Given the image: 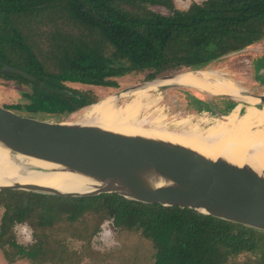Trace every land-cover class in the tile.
Masks as SVG:
<instances>
[{
    "label": "trees",
    "instance_id": "1",
    "mask_svg": "<svg viewBox=\"0 0 264 264\" xmlns=\"http://www.w3.org/2000/svg\"><path fill=\"white\" fill-rule=\"evenodd\" d=\"M263 38L264 0H201L184 9L174 0H0V61L35 78L1 73L0 85L22 87L14 107L67 116L99 101L102 92L119 91L124 79L137 83L200 70ZM184 88L173 90L193 114H214L217 98L226 110L235 103ZM0 208V237L11 234L13 242L12 221L21 223L34 208L40 225L77 220L91 209L150 240L152 264H224L241 252L261 255L264 264V232L189 208L116 194L64 197L22 190H0Z\"/></svg>",
    "mask_w": 264,
    "mask_h": 264
},
{
    "label": "water",
    "instance_id": "2",
    "mask_svg": "<svg viewBox=\"0 0 264 264\" xmlns=\"http://www.w3.org/2000/svg\"><path fill=\"white\" fill-rule=\"evenodd\" d=\"M84 11L99 18L86 7ZM199 71L164 75L127 85L119 91L128 94L137 89L177 85L172 82L176 77ZM1 73L17 74L28 81H35L30 74L2 61ZM207 81L214 84L212 79ZM239 89L245 97L210 94L235 103L264 105V94ZM59 93L66 94L63 90ZM219 116L222 117L221 114ZM98 120L94 116L86 118L83 113L49 116L24 107L0 104L1 149L52 165L58 171L76 175L87 184L85 189L67 191L10 182L0 184V190L64 197L116 194L147 204L193 209L264 232V167L258 168L247 161L238 164L222 155H206L187 145L159 137L104 127ZM129 121L145 130L165 128L170 131L148 119L136 117L129 118Z\"/></svg>",
    "mask_w": 264,
    "mask_h": 264
},
{
    "label": "rangeland",
    "instance_id": "3",
    "mask_svg": "<svg viewBox=\"0 0 264 264\" xmlns=\"http://www.w3.org/2000/svg\"><path fill=\"white\" fill-rule=\"evenodd\" d=\"M196 1L201 0H174V5L184 9L191 2ZM154 9L163 13L168 12V9L163 7ZM201 70L208 72L210 79L229 80L236 86L239 84L249 87L250 93L259 94L255 90H264V38L240 52L212 61ZM135 80L134 78L124 79L122 86L135 84ZM1 81L3 80L0 79ZM164 86L145 90L141 98L145 105L141 107L136 117H145L155 124L164 125L163 127L170 131H187L194 127L204 130L216 122L221 124L227 121L216 114H193L184 110L173 89L185 86ZM189 88L194 89L188 86L184 89ZM21 89L22 87L12 83L6 86L0 85V104L13 106L12 104L21 102L19 94ZM107 96V94L104 96L102 92L101 99ZM134 97V94L121 96L117 104L125 105ZM216 100L218 104L223 102L218 98ZM238 105L236 104L233 110L237 108L238 111L235 112L241 115L244 109H239ZM240 105L242 107V104ZM88 107L80 109L73 115H81ZM257 107L260 108L261 105ZM220 108L223 109L221 105ZM2 210L0 208V216L3 213ZM38 215L39 212L34 208L33 214L25 216L21 223L11 222L12 225L15 224L12 233L18 243H26L25 234L22 232L25 225L33 230L34 242L23 246L14 244L10 238L11 234L7 235L8 237H0V264H152L153 262V248L150 240L140 236L134 229L122 230L115 227L112 219L104 217L103 212L89 209L77 220L62 218L45 225L37 222ZM105 233L107 234L104 235ZM43 240L46 241L45 248L37 249L36 244ZM6 241L11 243L8 244ZM260 256L257 253L241 252L229 257L224 264H263Z\"/></svg>",
    "mask_w": 264,
    "mask_h": 264
},
{
    "label": "bare ground",
    "instance_id": "4",
    "mask_svg": "<svg viewBox=\"0 0 264 264\" xmlns=\"http://www.w3.org/2000/svg\"><path fill=\"white\" fill-rule=\"evenodd\" d=\"M207 80H210L208 72L201 70L197 74L188 72L180 75L172 82L209 93L245 97L232 81L214 80L212 84ZM145 90L147 89H137L128 93L134 94L135 97L125 105H118L117 100L127 94L117 91L89 106L83 115L86 118L91 116L98 118L97 122L104 127L129 133H143L187 145L206 155H222L238 164L247 161L258 168L264 167V105L258 108L253 103L246 104L245 113L240 115L237 112H229L223 116L226 122L221 124L216 122L204 130L196 127L187 131H167L165 128L145 130L129 121V118H136L141 107L145 105L141 100ZM10 182L51 186L67 191L87 187L85 181L76 175L58 171L52 165L12 155L0 148V184Z\"/></svg>",
    "mask_w": 264,
    "mask_h": 264
},
{
    "label": "flooded vegetation",
    "instance_id": "5",
    "mask_svg": "<svg viewBox=\"0 0 264 264\" xmlns=\"http://www.w3.org/2000/svg\"><path fill=\"white\" fill-rule=\"evenodd\" d=\"M263 87H264V86H263ZM252 89H253V88H252ZM253 90H255V89H253ZM247 91H248V92H251V90H247ZM255 91L258 92L259 94H264V90H263V91L255 90ZM234 106H235V103L231 104V107H230V109H229V112H230L231 110H232L231 112L238 111L237 108H235V110H233V109H234V108H233ZM246 106H247V105L242 104V107L240 106V109H244ZM243 107H244V108H243ZM255 107H257V106L255 105ZM229 112H228V113H229ZM214 113H215L216 115H218V116H219L220 114H221L222 116H225V115H226V114L220 113V112H218V111H215ZM244 113H245V111H244ZM249 114H251V113H249ZM219 117H220V116H219ZM15 224H17V223H15ZM15 224H14V225H15ZM14 225L12 226V230H13ZM106 234H107V233H105L104 235H106ZM44 243H46V241L43 240V242L37 243L36 246H40L41 248H43ZM14 244H17V245H23V246H24V244L26 245V243H23V244L18 243V242L15 240V238H14Z\"/></svg>",
    "mask_w": 264,
    "mask_h": 264
},
{
    "label": "clouds",
    "instance_id": "6",
    "mask_svg": "<svg viewBox=\"0 0 264 264\" xmlns=\"http://www.w3.org/2000/svg\"><path fill=\"white\" fill-rule=\"evenodd\" d=\"M14 231H15V228H14ZM22 232L25 234L24 240L26 243H33L34 242L33 235H32L33 230L29 226L25 225L22 228Z\"/></svg>",
    "mask_w": 264,
    "mask_h": 264
},
{
    "label": "crops",
    "instance_id": "7",
    "mask_svg": "<svg viewBox=\"0 0 264 264\" xmlns=\"http://www.w3.org/2000/svg\"><path fill=\"white\" fill-rule=\"evenodd\" d=\"M237 86L239 87V88H242V89H244V90H250V88L249 87H247V86H245V85H239V84H237ZM210 94V93H209ZM212 95V94H211ZM218 97H221V96H218ZM236 104H239L238 106H239V109H240V104L241 103H235V105ZM216 105H217V109L215 110V111H218V112H220V113H223V114H227L228 112H229V110H226L225 108H224V106H223V104L222 103H220V104H218L217 102H216ZM220 105L223 107V109L222 108H220ZM227 106H230L231 107V105H227ZM214 111V112H215ZM223 111H227L226 113L225 112H223ZM213 115H215V113L213 114Z\"/></svg>",
    "mask_w": 264,
    "mask_h": 264
},
{
    "label": "built area",
    "instance_id": "8",
    "mask_svg": "<svg viewBox=\"0 0 264 264\" xmlns=\"http://www.w3.org/2000/svg\"><path fill=\"white\" fill-rule=\"evenodd\" d=\"M206 113H208V112H202L201 114H206ZM223 117V116H222ZM144 118V117H143Z\"/></svg>",
    "mask_w": 264,
    "mask_h": 264
}]
</instances>
